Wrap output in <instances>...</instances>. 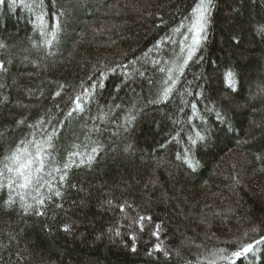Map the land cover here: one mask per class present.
Segmentation results:
<instances>
[{
    "label": "trees",
    "instance_id": "obj_1",
    "mask_svg": "<svg viewBox=\"0 0 264 264\" xmlns=\"http://www.w3.org/2000/svg\"><path fill=\"white\" fill-rule=\"evenodd\" d=\"M195 3L0 0V160L22 140L43 143L54 127L48 151L61 167L71 151L102 149L90 165L73 167L64 187L55 185L61 197L40 189L50 198L44 215L26 214L16 193L0 190V264H209L218 249L264 236V0H213L207 38L177 90L151 102L182 63L181 37L154 45ZM53 24L52 46H39L52 39ZM117 64H128L130 78L110 74L85 112L61 125L81 83ZM193 102L198 118L188 123ZM196 131L206 139L190 145ZM9 195L15 202L6 207ZM35 195L26 202L35 206ZM261 249L248 264H264Z\"/></svg>",
    "mask_w": 264,
    "mask_h": 264
},
{
    "label": "snow or ice",
    "instance_id": "obj_2",
    "mask_svg": "<svg viewBox=\"0 0 264 264\" xmlns=\"http://www.w3.org/2000/svg\"><path fill=\"white\" fill-rule=\"evenodd\" d=\"M56 3V0H53V4ZM40 5L43 6V0H40ZM213 8V0H196L195 6L192 8L190 14L181 21V24L172 30L170 35L162 37L161 40L157 41L154 45V49L159 50L162 45L176 44V37H181L179 39V51L182 54L179 59L182 60L176 69H169V75L167 79L163 80L162 93L158 95V99L151 101L154 103H165L167 102L173 93L177 90V85L180 82V78L183 76L186 66H188L190 61H193V58L196 56L197 50L202 46L204 41L207 38V28L209 25V18L211 16ZM62 15V13H61ZM37 20L40 21V25L43 28L44 26V16L40 15L37 17ZM185 29V31H181ZM59 31V25H52V39H44L41 47H51L53 40L56 38V34ZM44 31H41V36H44ZM5 45L0 44V48ZM33 47H37L36 44ZM153 49H149L148 53H145V57L151 53ZM135 63V62H131ZM155 65H159V60H154ZM4 65L0 64V70H3ZM95 71L99 72V77L93 79L92 76H89V81L91 84L81 83V91L76 94L75 99L72 101V107H70L67 112L64 114V120L59 121L63 125L64 121H71L74 116H79L81 113L85 112V105L91 104L92 100L95 98L97 89H103L105 84L104 81L108 78L110 74H115L119 71L126 80L130 78L128 72V64H117L115 67H109L108 65H101L99 69ZM161 72L165 70L160 69ZM175 71L177 75H172V72ZM139 75L143 76L144 73L140 72ZM226 81L229 85L234 84L233 73L228 71L226 73ZM153 81L149 80V84H152ZM61 88L64 86L61 85ZM187 95L191 96V92H187ZM61 93L57 91L55 97L60 96ZM197 99L199 98V93H196ZM182 103H189L188 101H182ZM116 108H120V105H115ZM192 115L188 118V123H192L193 118H198L197 113V103H191ZM59 111V106H57ZM90 110V109H89ZM183 111V109H181ZM217 119L222 120L220 113H217ZM54 119V117H53ZM92 119H96L92 117ZM103 120V117H100ZM135 117H132L134 120ZM132 120L128 121L130 125ZM178 122V121H177ZM51 123V120L48 121ZM39 124H44V121L41 120ZM29 127H33L29 125ZM127 130V129H125ZM47 140L43 143H39L35 140L31 141H20L15 149L10 152V154L5 155L2 160H0V190L7 189L9 193H16L19 196L21 202V207L24 209L27 214L30 210H35L36 215L45 214V204L46 201L50 202L49 197H45L41 194L40 189L47 187V189L53 193L57 198L61 197V191L55 189V185L59 184L60 187H64L68 179L69 171L73 167H80L85 163L91 164L92 161L96 159V154L102 149L98 147H93L90 153H82L79 151H71L68 153L63 165L58 163L55 157H52L51 152L48 149H53V138L58 135V129L53 128L51 133H47ZM176 137H173L175 139ZM206 139L199 131L195 132V138L189 136V144L196 145L197 142H203ZM29 145H35V151H32ZM78 147V146H77ZM128 147H131L130 145ZM128 147L125 148V151H128ZM191 149L189 148V151ZM86 155V160L83 158ZM177 159H180V155H177ZM185 162H189V157L185 154ZM189 167H195L194 164L189 163ZM58 174V175H57ZM47 177V179H46ZM74 187V185H73ZM34 191L35 196H31V199L35 201V206L26 202V196L28 193ZM12 195H9L7 201H5V206L10 207L14 203ZM109 204L112 202L109 201ZM56 208L61 207L60 204L55 205ZM130 207V205H129ZM120 210L124 211V206H120ZM145 217L141 216L140 220L143 221ZM150 219V218H149ZM159 229V225H157ZM141 230L143 227L141 225ZM256 229H253L255 231ZM64 231H69V228L65 226ZM119 235V232H117ZM154 236L158 238V231L153 232ZM247 235V234H245ZM134 239V238H133ZM261 245H264V236H260L259 239H255L249 243L240 242L238 247L235 250L229 251L228 249L220 248L218 249L219 255L216 256V259L209 261V264H216V260L224 261L226 264H237L239 261L240 264H248L250 258L257 257L262 249ZM135 251V248H133ZM156 252H161V245L155 246ZM151 254V253H149ZM164 255L167 257L169 254L164 252ZM215 255V254H214Z\"/></svg>",
    "mask_w": 264,
    "mask_h": 264
}]
</instances>
